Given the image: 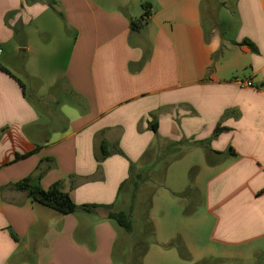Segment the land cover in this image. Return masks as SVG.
I'll use <instances>...</instances> for the list:
<instances>
[{
	"label": "crops",
	"instance_id": "obj_1",
	"mask_svg": "<svg viewBox=\"0 0 264 264\" xmlns=\"http://www.w3.org/2000/svg\"><path fill=\"white\" fill-rule=\"evenodd\" d=\"M49 1L0 0V64L75 99L60 124L42 121L26 87L0 69V264H131L134 243L108 217L130 174L112 152L123 144L129 157L146 155L158 134L199 147L194 166L209 179L198 216L184 214L192 236L158 205L165 220L153 216L160 237L142 264H264V0H223L221 24L210 9L209 26L204 0H57V10ZM141 1L148 22L132 31ZM103 138L111 155L99 163ZM26 177L45 189L62 181L78 206H99L62 214L15 187ZM182 192L172 191L175 204ZM199 226L208 237L195 249ZM177 236L187 255L175 252Z\"/></svg>",
	"mask_w": 264,
	"mask_h": 264
},
{
	"label": "rangeland",
	"instance_id": "obj_2",
	"mask_svg": "<svg viewBox=\"0 0 264 264\" xmlns=\"http://www.w3.org/2000/svg\"><path fill=\"white\" fill-rule=\"evenodd\" d=\"M145 3L146 1L139 2L141 11L144 10L143 5ZM223 3V0L203 1V9L206 10V15L204 18L207 22V26H209L211 17L212 20L216 22V25L221 24L220 18H218L217 16L218 12L226 13L227 8L229 9V7L222 6L221 4ZM232 4L233 3H231V5ZM131 11L133 12V9ZM139 11L140 10H138V12ZM209 11L211 13V17L208 14ZM213 11L216 13V17L212 16ZM149 48H151V45H149ZM15 58L16 57H12L10 61L14 63ZM18 58L20 59V61H22L21 58H23V56L21 55ZM18 75H20L21 79L25 83L27 96L34 100L38 109L41 111L42 121L47 122V120H54V122L60 124V122L57 121L58 119H61V121L62 119L65 120L64 116H68L71 112L69 104L75 102V99L71 94H68L65 91H61L59 87L54 88L53 85L55 84V82L51 86L48 85V82L46 85L43 82L38 85L37 82L40 81L39 79H37L36 83H34V81H32L33 78L27 77L28 74L24 75L18 73ZM57 102H59V104ZM152 142H154V144L151 150V164H148L147 166H144L143 161L145 153L141 154L140 156H138L139 154H136L137 156L134 157H129L126 155V150L134 151V148L132 146L117 144L114 146V150L112 147H110L111 150H113V154H119L120 156L126 157L127 164L129 165V173L130 165L131 163H133L136 166V171L142 172V179L146 178L145 181L139 179L140 186L135 191V193L134 186L131 183L124 187L120 196L119 190L118 192H115L116 194L118 193L117 198L119 199H117L118 201L115 204L116 208H114V210H124L131 214V222L133 227L131 235L128 234L124 230V228H121V238H123L122 241L128 242V245H130L132 242L135 245L136 242L141 240L146 241L149 246L152 242H156L157 240H159L160 236L155 232L152 219L153 216H156L157 219L161 218L165 220L164 216H162V213L157 209L158 205L160 204L168 207V216L172 218V220L173 218L183 219V224L178 223L177 220L176 224H181V227H183V229L185 228V231H187V233L192 236L193 233L190 229L194 227V223H185L186 221L188 222V220L184 219L186 218L184 217V214L190 211H194L192 215L194 216L192 217L193 220L194 218H196V216H198V213L196 214V212L197 209L201 210L202 203H199L201 195L197 192V190L200 189L202 185H206L209 179L208 175L199 174L200 172L198 166H194L197 164L196 161H198L200 157L199 153H197L199 152V147H194L192 143L185 141L183 136L178 138L166 136L165 138V136L158 134L154 135ZM119 151H121L123 154H121ZM127 153L129 154V152ZM175 190H185V192H182L180 194L185 196L184 198L180 199L183 202L182 205L175 204L179 201L180 198L172 194V191ZM162 194L163 197L160 200L159 196H161ZM132 201H134L133 209L130 208ZM147 222H151L153 225L154 231L151 235L146 232V228L148 225ZM205 227L206 226L198 227V234L196 236L200 241L197 243V240L193 239L195 243L193 244L195 245V249L201 247V241L205 243V239H207L208 237L207 229ZM180 241L184 243L183 238L177 236L175 238V241L173 242L178 247H175V252L181 251L179 246L177 245ZM191 248L194 249V247ZM117 252H120L119 247ZM130 252H132L130 254V258L132 260L135 254L134 247ZM151 256L146 260L148 261ZM254 261L255 260H253L252 258L247 262L242 261L240 264H258V260L255 262Z\"/></svg>",
	"mask_w": 264,
	"mask_h": 264
},
{
	"label": "trees",
	"instance_id": "obj_3",
	"mask_svg": "<svg viewBox=\"0 0 264 264\" xmlns=\"http://www.w3.org/2000/svg\"><path fill=\"white\" fill-rule=\"evenodd\" d=\"M51 7L57 10V0H50L49 1ZM144 12L139 18H131L130 26L132 31H139L145 27L148 22V16L150 14V7L148 4H144ZM63 15L62 13H60ZM242 44L250 46L253 51H257V47L248 39H244ZM0 69L7 74L11 75L15 78L20 86L22 87L23 91L25 92V83L22 79L17 77L9 68L5 67L4 65L0 64ZM225 130H228L226 127L217 126L215 128L214 133L219 134ZM42 147L41 144H36V148L33 150H39ZM123 154L121 151H119ZM32 152H28L26 154H16V158L19 159L26 155H29ZM111 155V151L109 150V144L103 138L101 140V147H100V154L96 156V159L99 163L103 162L107 157ZM151 153H148L144 157V166H147L150 163ZM144 168V167H143ZM143 170V169H142ZM142 172L136 171L135 164L131 163L130 165V176L127 180H125L119 187V196L121 195L122 190L125 186L131 183L134 186V193L140 186L139 179H142ZM146 178L142 179L145 181ZM15 187L19 190L27 191L28 195L34 200L37 201L51 209H54L62 214H70L75 212L79 207L89 208V207H98L99 205L92 204V205H82L78 206L73 199L71 198L70 194L63 189L62 181L53 184L51 187L45 189L39 184H34L32 182L31 177H26L15 184ZM134 201H132L131 209H133ZM105 207H112L111 205H107ZM108 217L114 220L120 227L124 228L128 232H132V222H131V214L124 210H110L108 213ZM146 232L148 234H153V225L151 222H147ZM145 232V233H146ZM183 253V255H187V250L182 241L177 244ZM148 250V244L146 241L139 240L134 245V256L132 259L131 264H142V258L144 257L145 253ZM140 252V253H139Z\"/></svg>",
	"mask_w": 264,
	"mask_h": 264
},
{
	"label": "built area",
	"instance_id": "obj_4",
	"mask_svg": "<svg viewBox=\"0 0 264 264\" xmlns=\"http://www.w3.org/2000/svg\"><path fill=\"white\" fill-rule=\"evenodd\" d=\"M236 82L238 84H240L241 86H251L252 85V83L249 80H247V79L238 78V79H236Z\"/></svg>",
	"mask_w": 264,
	"mask_h": 264
}]
</instances>
